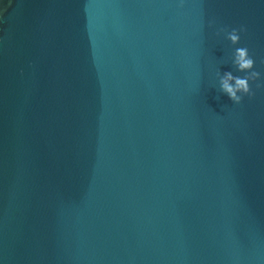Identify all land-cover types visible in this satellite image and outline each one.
<instances>
[{"label":"water","instance_id":"1","mask_svg":"<svg viewBox=\"0 0 264 264\" xmlns=\"http://www.w3.org/2000/svg\"><path fill=\"white\" fill-rule=\"evenodd\" d=\"M261 60L264 0H0L4 264H264Z\"/></svg>","mask_w":264,"mask_h":264},{"label":"clouds","instance_id":"2","mask_svg":"<svg viewBox=\"0 0 264 264\" xmlns=\"http://www.w3.org/2000/svg\"><path fill=\"white\" fill-rule=\"evenodd\" d=\"M211 23L212 21H209V24ZM245 31L246 26L244 24L233 27L220 25L216 28L217 34L222 33L224 39L230 42L231 45H236L231 49L229 57V62L234 71L225 70L221 73L217 68L214 72L215 84L218 86L219 91L226 94L235 104L240 103L245 95L251 96L253 94L250 82L258 81L262 75L254 67L255 60L250 54L248 46L239 43L241 34ZM261 63L264 64V60H261ZM0 264H4L2 258H0Z\"/></svg>","mask_w":264,"mask_h":264}]
</instances>
